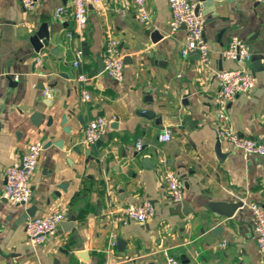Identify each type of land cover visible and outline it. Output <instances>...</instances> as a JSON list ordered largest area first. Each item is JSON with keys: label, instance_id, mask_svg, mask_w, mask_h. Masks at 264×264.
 Listing matches in <instances>:
<instances>
[{"label": "crops", "instance_id": "obj_1", "mask_svg": "<svg viewBox=\"0 0 264 264\" xmlns=\"http://www.w3.org/2000/svg\"><path fill=\"white\" fill-rule=\"evenodd\" d=\"M192 1L205 19L208 67L196 53L182 57L187 29L171 35L168 0H147V23L140 21L133 0L89 6L82 36L73 0H40L29 13L20 0H0V264H167L168 256L180 264H264L250 210L253 203L264 207V157L246 159L217 138L224 124L215 101L217 74L237 68L222 58L223 50L239 37L252 57L260 56L246 64L257 86L228 105L225 126L264 143V5ZM60 6L68 15L58 20L54 12ZM41 32L50 39L38 53L30 39ZM155 32L162 35L157 42ZM108 36L117 39L124 55L121 82L97 73ZM80 52L83 62L75 68ZM85 90L89 102L83 101ZM99 116L109 124L99 157L88 158L85 129ZM164 129L171 131L170 142L159 140ZM32 143L44 145L32 202L12 205L3 198L5 172L21 163ZM168 170L183 179L181 204L167 194ZM146 201L155 207L151 221H117L124 209ZM236 203L244 206L231 219L209 207ZM32 207L34 217L62 212V224L67 222L38 247L27 240L22 221ZM216 228L221 232L215 234Z\"/></svg>", "mask_w": 264, "mask_h": 264}, {"label": "built area", "instance_id": "obj_2", "mask_svg": "<svg viewBox=\"0 0 264 264\" xmlns=\"http://www.w3.org/2000/svg\"><path fill=\"white\" fill-rule=\"evenodd\" d=\"M104 0H73L72 13L76 23L77 34L82 36L84 29L88 24L89 6H96ZM21 7L26 13L32 12L40 0H20ZM264 5V0H258ZM136 11H138L139 19L142 23L150 21V11H148L147 0H133ZM169 9L172 12L170 21V33L175 34L180 27L187 29L186 42L182 50V57L188 58L192 54H198L201 65L208 67L210 47L205 38V19L200 12L199 5L192 0H168ZM56 19H62L68 15V10L64 6L56 9ZM73 38V34H69ZM228 46L223 50L222 58L237 64L236 69L227 70L217 74V80L220 85L219 92L215 99L218 106V118L222 121V125L218 132L217 138L223 142H230L236 149L240 150L246 159L251 156L264 157V143L251 137H245L230 128H227L226 110L228 105L237 97L249 94L257 86L255 75L246 68L247 62L252 58L249 46L239 37H232ZM102 56L105 71L104 73L113 81L121 82L124 79V55L116 38L108 36L107 43ZM83 62V53H78L77 61L74 63L75 68H79ZM42 59L36 61V65H40ZM82 82L87 81L86 75H80ZM51 97V94H48ZM91 100L90 93L85 90L83 92V101ZM85 129V142L88 145H94L99 142L105 128L108 126L106 118L99 116L88 122ZM161 142L171 141V131L164 129L163 134L159 137ZM143 142L137 144L139 151L143 149ZM44 151L42 143H32L28 146L26 153L22 157L20 164H14L8 167L5 172L6 186L3 194L4 200L12 205L27 206L32 202V182L35 177L40 159ZM167 186V194L171 202L181 204L186 198L185 187L182 177L176 171H166L163 175ZM252 211L254 230L256 233V244L260 252L264 254V207L260 204L253 203L250 205ZM155 207L149 202H143L138 205H132L122 211L117 221L123 224L131 222L146 224L155 217ZM66 216L62 212H53L46 217H33L27 220L25 226V236L33 247H38L47 242V239L54 236L60 225L65 221ZM117 243V237L112 236L110 239V247L114 248ZM226 246V243L222 245ZM167 264H180L178 260L167 257Z\"/></svg>", "mask_w": 264, "mask_h": 264}, {"label": "water", "instance_id": "obj_3", "mask_svg": "<svg viewBox=\"0 0 264 264\" xmlns=\"http://www.w3.org/2000/svg\"><path fill=\"white\" fill-rule=\"evenodd\" d=\"M161 38H162V35L160 33L155 32V34L153 35V41L154 42L159 41ZM49 39H50V35L47 32L46 33L45 32H41V33H38L35 36H33L30 39V42L32 43L35 51L40 53L41 49L43 47H48ZM259 57L258 56H256V58L252 57L251 60L258 61V60H260ZM261 59H264V56L263 57L261 56ZM98 63H99V65H98L99 68L97 70V73L98 74L104 73L105 67H104V62H103L102 56L99 57V62ZM102 144H103V141H101L99 139V142H97L94 145H90V149L86 151V156L88 158H91V157L98 158L99 157V153H98L99 151L98 150H99V147H101ZM216 152H217V156L220 159H222V154H221V150H220V141L217 144ZM98 162L100 163V160H98ZM243 206L244 205L242 203H236V204H231V206H225L224 204H212L209 207H210L211 210H213L214 212H217L221 216L226 217L227 219H231L235 215L236 211L238 209L242 208ZM35 212H36V208L35 207H32V208L28 209L26 211V213L22 216V221L23 222H27V220L29 218H33L34 215H35ZM65 224H61V226L64 227ZM214 231H215V234H218L219 232H221L220 228H216ZM78 257L83 258V259L86 258V260H87L88 255L87 254H79Z\"/></svg>", "mask_w": 264, "mask_h": 264}]
</instances>
